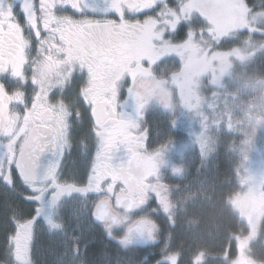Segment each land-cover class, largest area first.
Here are the masks:
<instances>
[{
	"label": "snow or ice",
	"instance_id": "snow-or-ice-1",
	"mask_svg": "<svg viewBox=\"0 0 264 264\" xmlns=\"http://www.w3.org/2000/svg\"><path fill=\"white\" fill-rule=\"evenodd\" d=\"M209 6L210 0H103L102 7L95 0H39L38 6L36 0H0V76L15 83L9 94L0 82V183L13 190L22 186L30 193L25 199L34 205L29 218L13 212L15 230L8 235L7 245L14 264H33L30 248L41 222L49 230L65 232L73 252H78L80 238L68 232L61 208L68 197L83 198L87 206L89 194L96 196L92 216L110 239H116L114 230L119 229L123 235L117 242L123 247L163 242L161 259L155 264H178L179 253L169 251L168 239L160 240L152 219L162 215L173 224V205L159 182L154 157L144 155L147 136L138 133V120L126 110L129 99H136L131 82L146 71L141 67L143 58L131 55V45L147 37L149 46L152 39L164 40L167 46L175 43L173 35L184 36L181 45L191 43L196 33L188 26L195 15L208 23L199 35L206 31L218 44L224 39L217 34L221 22L205 13ZM240 6L238 26L243 29L251 8L245 0H240ZM68 7L73 15L58 14ZM257 8L264 9V0H257ZM149 11L154 14L143 21L126 18ZM89 13L113 14L119 20L91 19ZM251 18L264 24V16ZM26 68L31 70L30 94L25 90ZM125 78L130 82L127 89H123ZM77 80L80 84L72 99L66 100ZM54 89L58 96L53 101ZM86 112L96 144L81 186L75 178L62 180L60 165L65 150L72 147L73 129ZM153 199L156 205L150 207ZM138 213L145 214L135 218ZM240 219L248 233L234 237L237 256L231 261L225 256L226 264H264L251 251L264 226V212H241ZM202 259L203 254L197 253L193 264H202ZM144 260L147 264L148 256Z\"/></svg>",
	"mask_w": 264,
	"mask_h": 264
},
{
	"label": "rangeland",
	"instance_id": "rangeland-1",
	"mask_svg": "<svg viewBox=\"0 0 264 264\" xmlns=\"http://www.w3.org/2000/svg\"><path fill=\"white\" fill-rule=\"evenodd\" d=\"M204 11L208 15H214V18L221 22L217 34L224 36V39L220 40L218 44L214 43L212 39V44L207 41L209 37L206 31L204 36L199 35L200 29H207L208 23L199 15H195L191 25L188 26L196 33L195 39L191 43L181 45L184 36L173 35L171 40L175 42L174 44L166 46L164 40L152 39L149 46L148 38L145 37L144 41L139 44L138 52L140 53L138 54L146 60L142 69L148 67L149 64L157 66L153 71L155 80L152 83L154 86H158L164 94L167 89L166 78L172 79L170 85H166L171 88L169 93H171L176 115L186 114L187 111L195 109L196 104L193 103L195 95L194 92H191L190 85L197 76L204 79L205 83L201 85L202 96L199 103H206L208 111H215L219 108L220 115L208 116L207 112H200L202 122L190 117L193 127V131L190 132H192L191 135L197 137L199 150L193 153L189 162L196 167L195 175L199 174V177L197 176L195 180L199 183L194 184L192 189L180 190L177 196L180 194L181 202L182 199L185 202L191 199L199 201L197 196L203 194L201 185L206 184L204 192L209 193L211 190L212 185L208 182H213L211 176L214 175L215 167L218 164L225 165L224 167L231 166L233 168L231 179L235 178L234 171L236 170L238 172L237 179H242L240 185L245 187L249 183L247 191L243 188H236L238 190L236 197L231 200L240 219L241 212H264V210L261 211V208L264 209V203L258 200L260 198L259 190L264 189L262 185L264 182V24L258 25L251 18L252 14L264 16V9L251 11L248 24L243 29L238 26L242 13L240 0H210V6ZM58 14L65 13L60 10ZM153 14L149 12L147 15ZM89 15H92L91 18H102L99 14L89 13ZM143 17L139 20L143 21L146 18ZM20 19L23 20V17L21 16ZM25 35H27L26 32ZM34 39L33 36V41ZM165 39L169 38L165 36ZM33 45L35 44L33 43ZM27 70L29 71L30 68ZM138 74L142 76L145 73L141 71ZM149 74L151 73L149 72ZM167 74L168 77H166ZM223 80L225 84H223ZM220 97H224V99ZM206 98L209 100L203 101ZM218 101L220 104L217 103ZM175 124L177 123L175 122ZM199 126L202 129L196 130L195 127ZM186 129V126H180V130ZM172 139L175 153L181 154L183 150L180 144L183 136L178 133ZM243 171L247 175L246 177L242 176ZM205 199L208 200V198H204L203 205H205ZM202 200L199 202L202 203ZM240 221L242 225L239 231L237 233L236 230L231 231L230 239L234 244L228 253L221 249L217 252L197 247L181 251L174 244L175 242L170 243L169 251L179 253L178 264H193L194 256L197 253L203 254L202 264H226L225 256L229 258V261L237 256V241L234 237L245 236L248 233L243 220L240 219ZM183 223L186 225L187 222ZM227 237L229 239V235ZM251 251L255 259L264 260V226H261L258 238L251 243ZM73 254L74 252L71 251L70 256ZM144 258L141 256L137 261L133 258L125 261L115 257H106L104 263L143 264ZM33 261V264H72L68 260V256L65 259L61 258L58 263L56 259H53V252L45 250L40 245L33 251ZM9 264H14V258ZM75 264L83 263L78 260L75 261ZM147 264L150 263L147 262Z\"/></svg>",
	"mask_w": 264,
	"mask_h": 264
},
{
	"label": "flooded vegetation",
	"instance_id": "flooded-vegetation-1",
	"mask_svg": "<svg viewBox=\"0 0 264 264\" xmlns=\"http://www.w3.org/2000/svg\"><path fill=\"white\" fill-rule=\"evenodd\" d=\"M89 2H92V0H89ZM36 3L38 6L39 0H36ZM95 3L102 7L103 0H95ZM60 10L65 13L62 15H73V11L70 7ZM147 14L140 13L135 16L127 15L126 18H129V20L132 21L135 19H142V17H146ZM88 17L91 18L92 15H89ZM105 18L117 21L119 20V17L113 14H110L107 17L102 16L101 19ZM77 19H79L78 15ZM20 22L23 23V20L20 19ZM140 43V41H136L131 45V55L134 58H142V55L138 54L140 53L138 52ZM32 54L35 55V45H33ZM145 63V58L141 59V67H144L143 64ZM156 67L157 66H151L149 64V66L145 68V74L142 76L137 74L135 80L131 82L136 99H129L126 110L133 116V118L138 120V133L140 135L146 134L147 136V142L145 145L146 152L144 155L148 156L151 154L154 157L153 163L159 173V182L166 188L170 203L173 205V224L169 223V218L162 215L152 217L159 227L160 240L163 241L164 239H168L170 246V243H173L174 240H176L175 232L181 224L182 217H187L189 206L190 208H194V202H196L195 199H191L187 202L182 199L181 202L179 200L180 194L177 196V193L180 190L185 191L188 190V188L192 189L194 184L199 183L195 180L197 176L199 177V174L195 175L196 167L189 162V158L194 155L193 153H196V151L199 150L197 137L191 135L192 132H190L193 131V127L191 126L192 118L190 117H194L198 121H201L200 112L204 113L205 110H208V107H204L203 104L199 103L202 96L201 85L202 83H205V81L203 78H198L197 76L190 85L191 92H194L196 97V99L195 97L193 99V103L195 102L196 104L195 109L189 110L187 114L181 113L176 115L174 113L175 107L171 98V93H169L171 88L167 87V85H170L172 82V79L169 80L166 78L167 85L165 84V86L167 89L164 94L158 86H154V83H152V81L155 80L153 71ZM149 72L151 74H149ZM146 74L148 76H145ZM26 75L29 77V80L25 85V90L30 94L32 89L30 80L31 70L28 71L26 68ZM166 77H168V74ZM0 82L5 84L6 91L9 94L13 92L15 83L12 79L8 76H0ZM79 84V80L75 81L71 93L65 96L66 100L72 99L75 89L79 86ZM129 84V80L125 78L123 80V89H127ZM57 94V90L55 89L53 90V93L50 94L53 101L57 98ZM121 98L123 99V97ZM12 104H15V102L13 101ZM181 108L183 109L182 106ZM175 122L177 124H175ZM182 125L186 126L187 129L180 130V126L182 127ZM91 127L92 124L89 119V114L86 112L84 114L83 121L73 129L71 136V149L65 150L64 152L60 165L62 180L68 179L69 182H72V178H75L76 183L81 186L86 183L87 173L94 157L96 144V138L91 132ZM195 129L201 130L202 128L199 126L195 127ZM178 133L180 136H183L182 143L180 144L183 150L181 154L175 153L172 142V137ZM0 139L3 138L0 137ZM224 166L225 165L218 164L215 167L214 175L219 176L222 169L229 170L228 174L231 175V170H233V168L231 166ZM229 175L227 176L229 177ZM246 176L247 175L245 174L243 175V177ZM241 180L242 179L239 180L240 183ZM262 185L264 188V182H262ZM201 186V189H203V193L205 194L206 192H204V190H206V184ZM248 186L245 187L246 191L249 189ZM263 192L264 189L259 190L258 192V196H260L258 200L261 203H264V195H262ZM29 194L30 193L26 189H23L22 186L13 190L3 183H0V232L2 238V243H0V264H9L13 261V257L8 253L7 245L8 235L13 233L15 230L12 215L13 212H16L22 219L30 217L31 209L34 205L25 199V196ZM234 197H236L235 192L232 194V197L227 200L231 207L233 206L231 200ZM95 199V194H89L87 198V206H85L83 198L68 197L61 208L63 220L69 226L68 232L80 238L78 252L70 256V252L73 251L71 247L74 246L69 243L65 232L59 230H49L47 225L41 222L36 225L34 230L33 241L30 248V258L32 261L33 251L38 247V245L44 247L45 250H51L53 252V259H56L58 263L61 258L65 259L66 256H68V260L72 264H75V261L78 260H81L83 264H105L104 261L106 257L118 258L119 256L122 258L127 256L129 259L133 257L140 259L141 255L144 257L148 256V262L150 264H155L157 259H161V255L158 252H160V249L163 248V242L147 245L142 244L124 249L117 242L119 236L123 235V232L119 229L114 230L116 239H110L106 234L103 225L95 221L92 216ZM155 205L156 202L153 199L149 206L155 207ZM262 210L264 209L261 208V211ZM144 214L145 213H138L135 218ZM143 264H145V260H143Z\"/></svg>",
	"mask_w": 264,
	"mask_h": 264
},
{
	"label": "trees",
	"instance_id": "trees-1",
	"mask_svg": "<svg viewBox=\"0 0 264 264\" xmlns=\"http://www.w3.org/2000/svg\"><path fill=\"white\" fill-rule=\"evenodd\" d=\"M245 2L252 12L263 10L257 8V0H245ZM228 171L222 169L219 176H211L213 182H208L212 185L209 193L197 196L199 201L203 199L202 203L195 199L194 208L189 206L187 217H182L181 224L175 232V243L173 242L181 251L197 247L217 252L221 249L226 253L228 247L231 249L233 246L234 243L230 239L231 231L236 230L237 233L242 222L227 201L232 192L238 188L236 180L231 179L232 176L228 174ZM204 198H208V200L205 199V205H203ZM184 221L187 222L186 225H183ZM1 240L0 232V243H2ZM118 258L125 261L128 259L127 256ZM133 259L137 261V258L133 257Z\"/></svg>",
	"mask_w": 264,
	"mask_h": 264
},
{
	"label": "water",
	"instance_id": "water-1",
	"mask_svg": "<svg viewBox=\"0 0 264 264\" xmlns=\"http://www.w3.org/2000/svg\"><path fill=\"white\" fill-rule=\"evenodd\" d=\"M135 245H139V244H133V245H130V246H135Z\"/></svg>",
	"mask_w": 264,
	"mask_h": 264
}]
</instances>
